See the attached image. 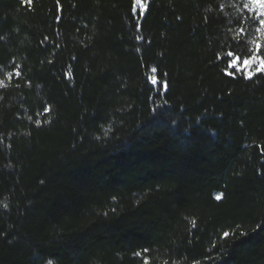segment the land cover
Wrapping results in <instances>:
<instances>
[{
  "label": "trees",
  "instance_id": "obj_1",
  "mask_svg": "<svg viewBox=\"0 0 264 264\" xmlns=\"http://www.w3.org/2000/svg\"><path fill=\"white\" fill-rule=\"evenodd\" d=\"M145 3L0 0V264H264L263 16Z\"/></svg>",
  "mask_w": 264,
  "mask_h": 264
},
{
  "label": "snow or ice",
  "instance_id": "obj_2",
  "mask_svg": "<svg viewBox=\"0 0 264 264\" xmlns=\"http://www.w3.org/2000/svg\"><path fill=\"white\" fill-rule=\"evenodd\" d=\"M21 3L24 4L25 6H28L29 8H31V6L33 5V0H21ZM148 5L145 3V0H133V4H132V11L139 13V11L141 9H147ZM251 7L253 9H258L260 11L261 16H264V0H251ZM244 8H249V4H245ZM62 12V6L60 5V0H57V16H56V20L57 22H59V20L61 19L60 13ZM260 23V28L258 29V31L260 32V34L262 36H264V19L259 21ZM241 32L243 33V29H241ZM137 39H140V37H137ZM261 47H264V44H261L260 42H256V48L260 49ZM231 55V53H230ZM259 62L260 67H258L256 69L255 72L249 70L247 72V77L249 80H252L255 76L257 72H261L264 73V57H260V56H256L253 55L250 58L245 60V66L251 68V65L255 64ZM232 65L235 66L236 61L233 60L231 61ZM225 72L227 74V76L232 77L234 75V73L232 71H228L227 68H225ZM17 77H19L21 75V72L19 70V68L17 67L14 73ZM70 75V74H69ZM8 78L11 79V77L13 76L12 72H9L7 74ZM151 83L153 85H156L158 83V80L156 77H152L151 78ZM3 84V81H0V85ZM169 82L168 81H164L163 82V88L165 89V91L167 92V90H169ZM52 109L50 106L45 105L44 107V111L45 113L50 112ZM37 125L41 124L40 120L36 121ZM223 198V193H219L215 196V199L217 201H220ZM5 207H7V205H5ZM259 227V226H258ZM229 235L228 232L224 233V236L227 237Z\"/></svg>",
  "mask_w": 264,
  "mask_h": 264
},
{
  "label": "rangeland",
  "instance_id": "obj_3",
  "mask_svg": "<svg viewBox=\"0 0 264 264\" xmlns=\"http://www.w3.org/2000/svg\"><path fill=\"white\" fill-rule=\"evenodd\" d=\"M144 10V9H143ZM263 19H264V16H263ZM257 56V55H256ZM233 60H235L236 61V64H235V66H233L232 65V63H231V65H230V67H231V69L233 70V71H236L237 73H239V74H242V75H244L245 77H247V72L249 71V70H251V71H253V72H255L256 71V69L258 68V67H260V65H259V62H257V63H255V64H253V65H251V68H249V67H246L245 66V60H238L237 58H234V59H232V61ZM258 73V72H257ZM248 78V77H247Z\"/></svg>",
  "mask_w": 264,
  "mask_h": 264
}]
</instances>
